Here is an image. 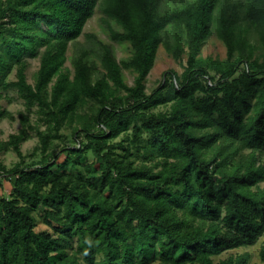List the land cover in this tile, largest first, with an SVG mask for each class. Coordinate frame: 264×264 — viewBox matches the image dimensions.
Listing matches in <instances>:
<instances>
[{"label":"trees","instance_id":"16d2710c","mask_svg":"<svg viewBox=\"0 0 264 264\" xmlns=\"http://www.w3.org/2000/svg\"><path fill=\"white\" fill-rule=\"evenodd\" d=\"M97 10L111 41L82 43ZM212 35L224 58L203 54ZM162 46L183 71L148 92ZM11 88L26 109L0 139V264H251L232 251L264 235V0H0Z\"/></svg>","mask_w":264,"mask_h":264},{"label":"rangeland","instance_id":"374dc122","mask_svg":"<svg viewBox=\"0 0 264 264\" xmlns=\"http://www.w3.org/2000/svg\"><path fill=\"white\" fill-rule=\"evenodd\" d=\"M101 14L102 13L100 12V10H97L95 15L87 23L85 27V31L80 38V41L82 43L88 44L90 42L88 34H96L98 37H101L102 39L106 41H111L109 36L103 30L102 22H101ZM114 44L117 49L116 52L119 58L126 57L129 55L130 46L128 43L121 44V43L115 42ZM74 47L75 46H73L72 44L69 50V56H72V54L74 53V49H75ZM226 53H227V47L225 46L223 41L220 40L216 35L210 36L204 46L203 54L204 55L211 54L214 56H220L224 58L226 56ZM184 58L186 60L187 56L185 55ZM29 62H30V65L28 67L27 72H28L29 80L34 82L35 72L39 68L40 59L30 58ZM67 63L68 65L71 66L70 60ZM171 69H176L179 72L183 71V67L180 64V62L176 60L166 50L164 46H162L159 49L156 64L148 76V80H147L148 92L154 91L162 83V81H164L165 72ZM125 73L127 75L129 83L133 84L134 75L129 70H126ZM15 78H16V69H14L9 74V79H15ZM0 102H1L2 107L7 109L12 114L11 116L0 118V139L7 140L10 138L11 133L18 132L20 128L23 126L22 121H21V112L25 111L26 105H25V101L23 97L14 88L6 90L4 92V96L0 99ZM34 116L35 115L33 114V117ZM65 131L70 133L69 130H65ZM37 144H39V136L37 135L36 132H33L32 138L25 141L22 147H23L24 152L28 153V152H31ZM61 146H62V141H58L56 147L60 149ZM2 156H3L4 162L9 167L13 166L20 158L18 153L13 149L3 152ZM63 158H64V154H62V157L60 160H62ZM91 158H94V156L92 155ZM4 184H5V192H9L12 189V185L10 181L8 179H5ZM48 227L49 226L46 224V222L40 219L38 229H43V228H48ZM263 242H264V235L251 246L247 248H240L232 252L234 253L237 251L249 250L252 253L251 264H255V262L258 261L260 258V248ZM230 253L231 251L229 250L226 251L221 256L217 257V260H219L220 258L229 256Z\"/></svg>","mask_w":264,"mask_h":264}]
</instances>
